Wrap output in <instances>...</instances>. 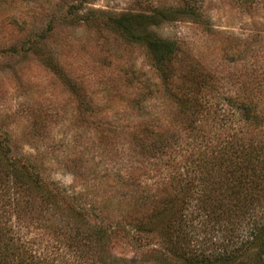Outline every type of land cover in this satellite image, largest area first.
<instances>
[{
	"label": "trees",
	"instance_id": "trees-1",
	"mask_svg": "<svg viewBox=\"0 0 264 264\" xmlns=\"http://www.w3.org/2000/svg\"><path fill=\"white\" fill-rule=\"evenodd\" d=\"M181 1L147 13L76 15L80 3L70 6L74 20L143 47L175 124H145L125 139L91 119L101 139L88 157L64 161L89 180V200L45 177L32 156L13 153L0 129V264H264V66L233 81L191 63L176 74L181 49L152 27L203 21L193 0ZM147 170L159 174L150 186ZM119 240L138 259L110 254Z\"/></svg>",
	"mask_w": 264,
	"mask_h": 264
},
{
	"label": "rangeland",
	"instance_id": "rangeland-1",
	"mask_svg": "<svg viewBox=\"0 0 264 264\" xmlns=\"http://www.w3.org/2000/svg\"><path fill=\"white\" fill-rule=\"evenodd\" d=\"M193 1L203 21L179 18L152 27L181 49L176 74L191 63L221 81H233L245 79L251 66H264V0ZM181 2L0 0V129L13 153L32 156L45 177L89 200V180L74 175L64 161L88 157L89 143L101 139L91 119L107 120L125 139L145 124H175L166 86L143 47L76 21L69 12L78 3L76 15L90 9L147 13L153 6ZM182 159L178 153L176 165ZM144 175L142 183L150 186L159 174L147 170ZM110 254L139 257L123 240L116 241Z\"/></svg>",
	"mask_w": 264,
	"mask_h": 264
}]
</instances>
